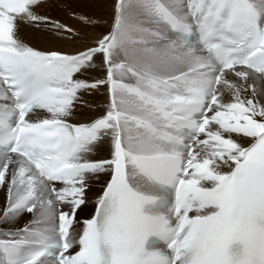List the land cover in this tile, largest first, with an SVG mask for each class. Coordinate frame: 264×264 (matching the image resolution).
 I'll list each match as a JSON object with an SVG mask.
<instances>
[{
	"label": "snow or ice",
	"instance_id": "snow-or-ice-1",
	"mask_svg": "<svg viewBox=\"0 0 264 264\" xmlns=\"http://www.w3.org/2000/svg\"><path fill=\"white\" fill-rule=\"evenodd\" d=\"M44 2L0 0L3 218L32 215L6 264H264V0H116L74 54L19 36L73 32ZM101 86L106 111L74 121Z\"/></svg>",
	"mask_w": 264,
	"mask_h": 264
},
{
	"label": "bare ground",
	"instance_id": "bare-ground-1",
	"mask_svg": "<svg viewBox=\"0 0 264 264\" xmlns=\"http://www.w3.org/2000/svg\"><path fill=\"white\" fill-rule=\"evenodd\" d=\"M115 2L116 0H48L37 10L38 14L46 15L52 20H59L71 27L73 32L57 34L45 27L35 28L22 24L19 36L24 42L40 50H62L69 54L84 51L95 46V42L111 30ZM80 17H87L92 22L86 23ZM105 75L102 56L97 54L94 67L85 73V77L102 79ZM109 99V93L105 86L82 93V100L75 109L74 121L88 122L90 119L102 115L106 111ZM96 155L107 157L108 153L105 150ZM103 180L104 178L101 177L100 181H90L92 187L88 193L89 201L83 212L92 211L94 197L100 191ZM7 201V187L0 185V236H2L3 230L19 229L32 219V215L27 212L22 213L14 220L4 219L3 210L7 207ZM82 216H85V213H82Z\"/></svg>",
	"mask_w": 264,
	"mask_h": 264
}]
</instances>
